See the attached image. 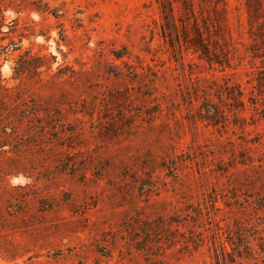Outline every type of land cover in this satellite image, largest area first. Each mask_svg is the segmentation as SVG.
Wrapping results in <instances>:
<instances>
[{"label":"rangeland","instance_id":"rangeland-1","mask_svg":"<svg viewBox=\"0 0 264 264\" xmlns=\"http://www.w3.org/2000/svg\"><path fill=\"white\" fill-rule=\"evenodd\" d=\"M224 2L244 53L246 0ZM160 21L156 0H0V264H264V121L192 120L197 78L247 100L249 58H180Z\"/></svg>","mask_w":264,"mask_h":264},{"label":"trees","instance_id":"trees-1","mask_svg":"<svg viewBox=\"0 0 264 264\" xmlns=\"http://www.w3.org/2000/svg\"><path fill=\"white\" fill-rule=\"evenodd\" d=\"M161 17L156 23L164 45L173 49L182 58L191 51L209 69L231 68L234 61L249 58L251 64L247 83L250 85L248 98L238 84H229L228 80L218 83L216 79L197 78L196 82H208L207 85L194 84L195 97L201 100L192 115L196 122H206L212 127H224L227 123L239 127L242 131L248 125L264 121V4L261 0H246L248 34L251 40L244 47V53L233 44L228 33V9L224 0H156ZM228 35V40H227ZM256 61L260 65L253 66ZM210 82V83H209ZM201 87V88H199ZM200 95L197 97V95ZM248 103V105L246 104ZM228 107V108H227ZM247 108L252 112L250 122L241 113ZM248 110V111H249ZM230 114V115H229ZM229 116L234 121L229 120ZM230 121V122H229ZM246 161H250L247 158Z\"/></svg>","mask_w":264,"mask_h":264}]
</instances>
